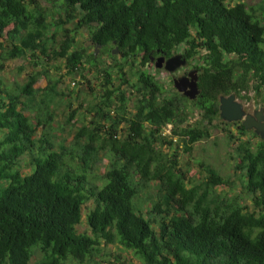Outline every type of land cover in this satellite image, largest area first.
<instances>
[{
	"label": "trees",
	"instance_id": "trees-1",
	"mask_svg": "<svg viewBox=\"0 0 264 264\" xmlns=\"http://www.w3.org/2000/svg\"><path fill=\"white\" fill-rule=\"evenodd\" d=\"M61 4L64 19L52 23L36 0H0V264H30L35 250L41 254L36 264H62L69 257L83 263L100 240L115 242L114 229L118 242L143 264H264V139L253 150L244 143L237 146L236 168L242 171L250 206L240 197L218 194L215 189L229 181L209 165L203 167L204 187H188L174 151L179 142L186 151L210 136L207 124L222 117L225 96L264 92V0L250 9L240 0ZM69 22L74 30L86 28L90 43L102 52L114 50V58L124 62L138 60L139 69L130 80L123 64L115 63V84L110 69L97 65L102 92L87 110L89 125L78 127L69 146L57 151L48 129L55 116L53 100L63 94L58 81H46L44 72L35 71L11 90L1 72L11 59L49 52L62 58L68 74L79 72L85 51L71 50L73 31L63 27ZM55 25L64 38L49 51ZM175 54L196 62L190 66V97L163 95V86L147 70L156 58ZM95 62L89 59L91 66ZM41 79L46 84L35 86ZM123 85L130 86L132 98ZM190 109L201 115L193 124L187 123ZM73 116L71 111L66 121ZM168 125L169 139L162 133ZM239 129L247 128L241 124ZM162 147L174 152L168 157ZM101 150L110 160L103 185L96 187L89 185L88 174ZM22 155L31 161L28 173L16 168ZM152 183L159 198L146 220L135 213L132 200ZM89 199L94 201L86 215L90 235L76 230ZM154 214L159 219L152 221Z\"/></svg>",
	"mask_w": 264,
	"mask_h": 264
},
{
	"label": "rangeland",
	"instance_id": "rangeland-1",
	"mask_svg": "<svg viewBox=\"0 0 264 264\" xmlns=\"http://www.w3.org/2000/svg\"><path fill=\"white\" fill-rule=\"evenodd\" d=\"M46 12H48V20L54 22L59 18L64 19V10L61 2L63 0H36ZM248 9L255 7L258 0H240ZM259 14V11H256ZM71 32L69 35L74 37V43L72 49H83L85 51L83 62V69L74 74H68L63 63L62 58L54 57L49 52L47 57L38 53L33 58L26 56L25 58H15L6 62L4 70L1 72L2 80L7 88L13 90L15 86H19L26 81L29 74L39 71L44 72L46 75V81L48 79L57 82V90L62 95H58L52 103L51 110H53L55 116L52 126L48 129V133L51 139L55 143V149L59 151V146H69L73 134L76 129L82 125H89V121L92 118L91 114L87 113L90 105L99 100L100 93L102 92V76L97 73V65L102 69H110L112 78L115 84L118 70L115 68V63L123 64V72L130 80L135 78L136 72L139 69L138 60L134 63L124 62L117 56L114 50L110 52L101 51V47L93 46L88 38V32L86 28L74 30V24L72 22L63 25ZM53 39L49 40V51L53 48H58L60 42L64 38V34L58 26H53ZM182 48V47H181ZM180 49V47L178 48ZM109 54L111 56H109ZM93 57L96 60L95 65L89 64V59ZM170 59H163L161 57L156 58L153 62L148 64L147 70L153 75V77L163 86L164 93L178 92L190 97L193 94L192 84L194 74L192 73L191 64L196 63L195 60H189L188 62L180 61L179 54H175L171 59L173 62H169ZM46 84L44 79L38 81L35 86H44ZM126 96L131 97L132 89L129 85H123ZM40 96L37 95L34 105V110L39 111L38 102ZM225 96L223 99H227ZM232 103L239 111V116L227 120L224 117L217 116L208 125L210 136L206 139L194 142L190 146V150H184V147L179 142L178 147L174 149L176 151L177 169L184 175L185 181L188 187L197 186L204 187L203 183L206 179V172L203 170L205 165H209L215 169L218 174L229 181V184L225 187H217L215 190L222 196H234L240 197L241 202L247 206L251 205L250 199L243 191L244 178L242 171L236 168L238 162V144L244 143L254 149L257 143L264 139V133L257 130V127L264 126V120L262 119L264 109V92L256 96L253 92H241L240 95H234ZM128 109L132 107V101L127 102ZM74 111V116L70 122H67V117ZM188 124H193L195 119L200 120L201 115L199 111L189 110ZM247 120H250L251 125L246 127L247 129L242 131L239 129L241 124H244ZM228 129V130H227ZM41 128L38 129V134L41 133ZM244 132V133H243ZM165 136L170 138L171 126L168 125L162 132ZM229 133L234 135L231 140ZM176 139H173V141ZM69 148V147H66ZM161 150L171 156L174 151L168 147H162ZM110 157L107 152L101 150L99 152V160L94 164L88 174L89 185H95L101 187L104 180L102 179L107 166L109 165ZM76 161H78L76 159ZM31 161L28 155H22L17 167L23 173H28L31 170ZM201 192V190H200ZM211 193V191H210ZM159 198V194L156 186L152 183L149 187L143 190L135 199L132 200V205L136 214L140 213L144 219L148 220L152 214L148 213L154 202ZM94 207V201L92 199L87 200L81 209L80 223L76 226L78 233L91 234L88 225L86 223L87 213ZM158 220V215L154 214L151 219ZM156 229V224L152 223ZM116 234L115 242L106 244L103 240H100L99 244L95 246L93 254L88 257L83 263H79L72 258H67L62 264H143L140 258L129 249H125L117 239L119 236ZM40 252H34L30 264H36L40 259Z\"/></svg>",
	"mask_w": 264,
	"mask_h": 264
},
{
	"label": "water",
	"instance_id": "water-1",
	"mask_svg": "<svg viewBox=\"0 0 264 264\" xmlns=\"http://www.w3.org/2000/svg\"><path fill=\"white\" fill-rule=\"evenodd\" d=\"M181 61V60H180ZM169 62H173V60H169ZM232 98L233 97H228L227 99H222L221 100V105H220V110H221V115L222 117L226 118L227 120H232L236 117L239 116V111L238 109L234 106L232 103ZM244 125L246 127L251 125L250 120H247ZM264 129V126L261 125L260 127H257V130H262Z\"/></svg>",
	"mask_w": 264,
	"mask_h": 264
}]
</instances>
